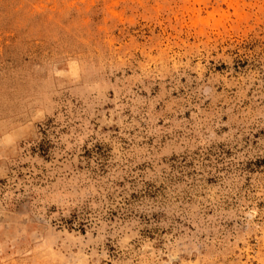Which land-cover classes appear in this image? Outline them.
Returning <instances> with one entry per match:
<instances>
[{"label":"rangeland","instance_id":"374dc122","mask_svg":"<svg viewBox=\"0 0 264 264\" xmlns=\"http://www.w3.org/2000/svg\"><path fill=\"white\" fill-rule=\"evenodd\" d=\"M0 264H264V0H0Z\"/></svg>","mask_w":264,"mask_h":264},{"label":"trees","instance_id":"16d2710c","mask_svg":"<svg viewBox=\"0 0 264 264\" xmlns=\"http://www.w3.org/2000/svg\"><path fill=\"white\" fill-rule=\"evenodd\" d=\"M35 150H37V152L41 153L42 155L44 154V152H46L47 150V146H46V142H41L39 143L36 147Z\"/></svg>","mask_w":264,"mask_h":264}]
</instances>
